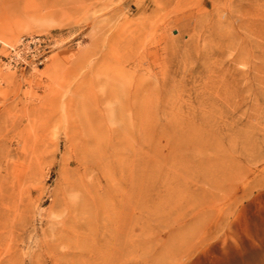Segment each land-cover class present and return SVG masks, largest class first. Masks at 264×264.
I'll return each instance as SVG.
<instances>
[{
	"label": "rangeland",
	"instance_id": "rangeland-1",
	"mask_svg": "<svg viewBox=\"0 0 264 264\" xmlns=\"http://www.w3.org/2000/svg\"><path fill=\"white\" fill-rule=\"evenodd\" d=\"M0 264H264V0H0Z\"/></svg>",
	"mask_w": 264,
	"mask_h": 264
},
{
	"label": "built area",
	"instance_id": "built-area-1",
	"mask_svg": "<svg viewBox=\"0 0 264 264\" xmlns=\"http://www.w3.org/2000/svg\"><path fill=\"white\" fill-rule=\"evenodd\" d=\"M51 38L46 36L21 37L17 45L8 47L5 61L14 68L42 65L50 54Z\"/></svg>",
	"mask_w": 264,
	"mask_h": 264
},
{
	"label": "bare ground",
	"instance_id": "bare-ground-1",
	"mask_svg": "<svg viewBox=\"0 0 264 264\" xmlns=\"http://www.w3.org/2000/svg\"><path fill=\"white\" fill-rule=\"evenodd\" d=\"M5 34H6L7 36H12V31L8 30V31H6ZM19 39H20V38H19ZM19 39H18V41H19ZM18 41H17L16 43L12 44V45H6V47H13V46L17 45ZM53 68L55 69V68H56V65H54Z\"/></svg>",
	"mask_w": 264,
	"mask_h": 264
}]
</instances>
